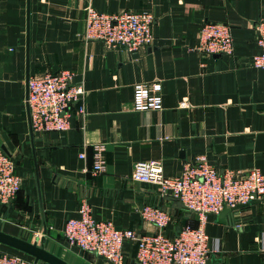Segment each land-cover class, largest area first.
<instances>
[{"label": "crops", "instance_id": "obj_1", "mask_svg": "<svg viewBox=\"0 0 264 264\" xmlns=\"http://www.w3.org/2000/svg\"><path fill=\"white\" fill-rule=\"evenodd\" d=\"M88 4L99 12H150L153 43L128 52L85 40ZM261 17L264 0H0V148L21 178L15 198L0 202V231L27 241L39 236L70 264H112L64 239L83 197L95 219L137 235L157 230L141 218L146 204L169 212L167 235L195 223L178 199L131 178L135 162L160 160L163 174L174 176L205 154L218 171L264 173V68L248 63L260 51L253 23ZM204 21L230 24L231 55L192 49ZM59 69L71 70L83 89L70 127L31 132L26 77ZM154 80L161 109H134V83ZM97 143L104 145L103 170L94 172ZM220 211L205 226L212 264H264V198ZM124 247L123 264H133L135 243ZM1 252L32 258L2 243Z\"/></svg>", "mask_w": 264, "mask_h": 264}, {"label": "built area", "instance_id": "obj_2", "mask_svg": "<svg viewBox=\"0 0 264 264\" xmlns=\"http://www.w3.org/2000/svg\"><path fill=\"white\" fill-rule=\"evenodd\" d=\"M154 17L148 11L123 10L99 12L91 4L85 7V40H99L107 47L121 46L128 52L150 46L154 41ZM256 43L260 48L248 63L264 68V18L254 21ZM193 50L205 56L231 55L233 40L227 22L204 21L198 30ZM69 69L46 71L31 75L27 81V107L32 131L63 132L70 127L71 106L83 93L73 83ZM162 94L159 80L136 82L132 105L136 110L161 109ZM103 143L93 145V171L103 170ZM80 157L84 153L79 154ZM131 178L156 184L162 193L178 199L184 209L193 213L194 222L185 223L173 235L164 233L170 221L167 210L146 204L140 209L141 218L152 223L156 232L137 235L129 228H118L110 219H95L85 197L80 199L78 216L67 219L63 228L66 243L82 251L94 253L112 264H123L126 242L136 245L133 264H205L210 254L205 226L209 215L223 207L246 204L264 198V173L258 168L247 171H218L205 154H198L183 164L174 176L163 174L160 160L137 161ZM21 186L15 163L9 153L0 148V202L10 203ZM39 237V236H36ZM0 264H41L10 252L0 253Z\"/></svg>", "mask_w": 264, "mask_h": 264}, {"label": "water", "instance_id": "obj_3", "mask_svg": "<svg viewBox=\"0 0 264 264\" xmlns=\"http://www.w3.org/2000/svg\"><path fill=\"white\" fill-rule=\"evenodd\" d=\"M28 78H29V75H27L26 77V83L28 81ZM27 111H28V117H29L28 107H27ZM31 132H32V129H31ZM233 207H236V205ZM233 207H230V208L232 209ZM226 211H227V207H223L219 215L221 216L225 214ZM38 241H39V237H35L33 241H27V240H24V239H21V238H18V237H15V236H12L10 234L0 231V243L31 255L33 260L36 262H44L46 264H70L69 262L65 261L61 257L46 250L42 246V243H39ZM214 262H215V258L210 257L206 260L205 264H212Z\"/></svg>", "mask_w": 264, "mask_h": 264}, {"label": "trees", "instance_id": "obj_4", "mask_svg": "<svg viewBox=\"0 0 264 264\" xmlns=\"http://www.w3.org/2000/svg\"><path fill=\"white\" fill-rule=\"evenodd\" d=\"M18 193V192H17ZM10 253H13V252H10Z\"/></svg>", "mask_w": 264, "mask_h": 264}]
</instances>
